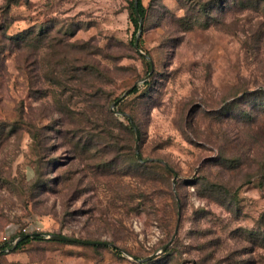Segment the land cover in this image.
Masks as SVG:
<instances>
[{
  "label": "rangeland",
  "instance_id": "374dc122",
  "mask_svg": "<svg viewBox=\"0 0 264 264\" xmlns=\"http://www.w3.org/2000/svg\"><path fill=\"white\" fill-rule=\"evenodd\" d=\"M131 1L0 0V264H264V0H141L150 59ZM32 26L54 66L80 57L61 94L48 38L7 37ZM87 103L69 127L112 136L80 155L61 115ZM18 232L44 239L14 250Z\"/></svg>",
  "mask_w": 264,
  "mask_h": 264
},
{
  "label": "trees",
  "instance_id": "16d2710c",
  "mask_svg": "<svg viewBox=\"0 0 264 264\" xmlns=\"http://www.w3.org/2000/svg\"><path fill=\"white\" fill-rule=\"evenodd\" d=\"M145 11H146V9L143 6L141 0H138L137 4H135L134 0L131 1V20L135 24L136 27L139 26L137 13L142 18V20H144ZM6 35H7V32H6ZM7 37L9 40L13 41L14 46L17 48H19L20 44L24 40L31 41L34 43H40L41 41L46 40L48 38L47 39L48 41H46V43H44V48L47 49L46 55H48V58L45 59V62H44L45 66L47 68L45 76H47L49 74L54 75V76L52 75V77L54 79H49V82L54 84L57 88H61L60 94L62 91V87H63V85H65V83H67L69 81L75 83L79 79V76L77 74L81 70H79V68H78L80 66V63H77V62H80V60H79L80 57H74L73 59H69V61L66 60V66H68L66 68L64 67L65 65L63 64V62L61 63V66H59V65L54 66L55 64L52 63L51 58H49V56L52 55L50 49L54 47L53 46V39H52V37H50V35H48L47 30H40L39 27L32 26V27H29L28 29H24V30L20 31L19 33H16L15 35L8 34ZM135 40H136V37L133 40L134 44H135ZM139 41H140V39H139ZM139 41H138V46H139ZM83 44L84 43H81V44L77 43V44H73V45H83ZM134 44H133V47L135 48ZM141 57H143V56H141ZM62 59L64 60L65 57L63 56ZM147 65H149L150 68L151 67L153 68L152 61H151V63H148ZM52 66H54L55 69H52ZM89 67H92V65H90ZM82 71H84V73H87L88 72V66L86 68H83ZM62 75H64V78H61ZM46 80H48V79H46ZM89 88L90 87L88 86V89ZM70 89L74 90L75 88L70 87ZM137 91H138V87L136 85H133L126 95L136 93ZM103 93L105 94L104 95V101L106 103V102H108V99L105 97L107 92L104 88H103ZM87 95H89V94H87ZM121 99L122 98H120V97L115 98L113 100H110L109 103H111V106L115 103V106H117L119 104V102L121 101ZM89 101L90 100L88 99V102ZM103 107H104L105 112H103L102 121H108V120H109V122L116 121V116L112 112H110V110L108 109V106L103 105ZM65 113L66 114L68 113L69 116H75V118H77L79 121L85 119L87 122H89L90 120H93V118L95 116L94 112H93V106L90 103H87V107L84 109V111H82V114H79V113L75 114L74 112H71V111H69V112L64 111V113H62L63 115H61V117L63 118V121H62V127L63 128H61L59 134L64 140H66L68 142L71 141L72 139L74 140V138L76 137L77 143L73 144V148H74L73 150H78V154H80V155L82 153H85V148H84L85 146L82 148L80 147V144H81V142H83V140L91 141L95 136H98V135H103L106 137L112 136V132H111V129L109 127L110 124H102L101 127L100 126L97 127V124H96L95 127H88L86 129L80 128V127H77V128L74 127L73 129H71L69 127L71 119L69 117L67 119L64 116V115H66ZM124 115L126 117V120H128L130 122L132 121V125H129V129L131 130V132L134 135H136V141H137L138 135H139V130L136 127V125L133 123L131 116L126 114V113H124ZM91 123H96V122L94 120V122L91 121ZM30 135L32 138L36 139L37 138V131L34 133L30 131ZM95 153H97V152H95ZM138 153H139L140 159L138 158L137 153L135 151V155L137 157V162H138L137 164L154 162V160H151V159L150 160L149 159H143V157L140 153V149H139ZM34 176H35V174H34ZM21 234H28V233L18 232L17 234L14 235V237H17ZM29 234H33V236L32 237L28 236V237L20 240L17 243L14 250L21 248L24 244H27L31 240H43L44 239V237L40 233H29ZM58 235H60V234H58ZM54 241L62 242L59 240H54ZM63 242H66V241H63ZM6 246H8V245H4L3 247H1L2 250H4V248ZM8 248H10V246Z\"/></svg>",
  "mask_w": 264,
  "mask_h": 264
},
{
  "label": "water",
  "instance_id": "95a60500",
  "mask_svg": "<svg viewBox=\"0 0 264 264\" xmlns=\"http://www.w3.org/2000/svg\"><path fill=\"white\" fill-rule=\"evenodd\" d=\"M137 1H138V0H134L135 4H137ZM137 15H138L139 26H138V32H137V35H136V40H135V44H134V46H135V48H136L140 53H142L147 59H150V57H149L148 55H146L145 53H143V52L139 49V47H138V41H139V39H140V37H141V34H142V18L139 16L138 13H137ZM151 70H152V67H151ZM135 84H136V83H135ZM130 89H131V88H129L128 90H126L125 93H124V95H126V94L129 92ZM114 106H115V103L112 105V110H113L115 113H118V112L114 109ZM137 140H138V139H137ZM135 151H136V153H137L138 158L140 159V156H139V153H138V151H139V150H138V145H136V147H135ZM177 234H178V223H177V225H176L175 231H174V233H173L171 239H170L166 244H164V245L160 248L159 251H157V252L153 253L152 255H149V256H147V257H145V258H143V259H140L139 261H147V260H150V259H152L153 257H155L158 253L165 251V250H166V249L172 244V242H173L174 239L176 238ZM28 236L32 237L33 234H29V233H28V234H21V235L17 236L16 239H15V241H14V245H13L12 248L14 249V248L16 247L17 243H18L20 240H22V239H24V238H26V237H28ZM47 238H49V239H53V240H59V241H66V242H74V241H76V239H74V238L67 237V236H64V235H58V234H49Z\"/></svg>",
  "mask_w": 264,
  "mask_h": 264
}]
</instances>
